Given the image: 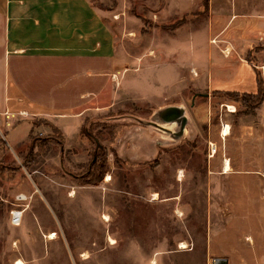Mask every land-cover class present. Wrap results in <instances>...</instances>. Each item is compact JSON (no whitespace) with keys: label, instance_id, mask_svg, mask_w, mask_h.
<instances>
[{"label":"rangeland","instance_id":"1","mask_svg":"<svg viewBox=\"0 0 264 264\" xmlns=\"http://www.w3.org/2000/svg\"><path fill=\"white\" fill-rule=\"evenodd\" d=\"M89 1L119 73L86 94L90 116L69 145L28 113L5 134L0 264H264V96L244 94L249 63H264V47H247L261 34L229 25L233 0ZM170 104L188 118L178 139L152 124Z\"/></svg>","mask_w":264,"mask_h":264},{"label":"crops","instance_id":"2","mask_svg":"<svg viewBox=\"0 0 264 264\" xmlns=\"http://www.w3.org/2000/svg\"><path fill=\"white\" fill-rule=\"evenodd\" d=\"M232 6L229 25L243 24L242 37L261 34L248 41V49L264 47V0L242 4L233 0ZM237 11L244 17L235 15ZM116 58L108 28L89 0H0L2 147L9 148L6 133L24 126L22 113L34 115L33 126L46 117L60 133L58 142L69 145L80 123L90 116L84 107L86 94L106 88L107 76L119 73ZM249 64L255 72L264 67Z\"/></svg>","mask_w":264,"mask_h":264},{"label":"water","instance_id":"3","mask_svg":"<svg viewBox=\"0 0 264 264\" xmlns=\"http://www.w3.org/2000/svg\"><path fill=\"white\" fill-rule=\"evenodd\" d=\"M153 117H155L156 122L153 121L152 124L162 132H172L176 127L177 131L174 133L173 137L175 139L182 136L183 130L188 121L185 110L180 105H168L158 109L153 114ZM161 124L171 125L172 128L162 126ZM212 264H228V262L226 259L218 258L215 259Z\"/></svg>","mask_w":264,"mask_h":264},{"label":"bare ground","instance_id":"4","mask_svg":"<svg viewBox=\"0 0 264 264\" xmlns=\"http://www.w3.org/2000/svg\"><path fill=\"white\" fill-rule=\"evenodd\" d=\"M227 105V104H226ZM227 107H228V109L230 110V111H233L235 108L232 106V105H227ZM229 126H228V124H222V129H221V136L224 138L227 134H228V132H229ZM211 146L213 147L214 146V144H211ZM231 171V166H230V162H229V159L227 158V157H224L223 158V161H222V173H227V172H230ZM180 175H181V173H180ZM111 179V177L108 175V174H106L105 175V178H104V182H107V181H109ZM72 192L73 191H70L69 192V195H72ZM154 198V197H153ZM102 218H103V220L104 221H107L108 220V215H106V214H103L102 215ZM56 236V233L55 232H49L48 233V238H54ZM109 241L111 242V243H113V240L112 239H110L109 238ZM179 247L180 248H184L185 247V244L183 243V242H181L180 244H179ZM18 264H20L21 262H19V260H18V262H17Z\"/></svg>","mask_w":264,"mask_h":264},{"label":"trees","instance_id":"5","mask_svg":"<svg viewBox=\"0 0 264 264\" xmlns=\"http://www.w3.org/2000/svg\"><path fill=\"white\" fill-rule=\"evenodd\" d=\"M255 92V93H254ZM251 92V93H244V94H248V95H257L259 94V96H264V88H263V83L260 77V74L258 72H256L255 75V91ZM55 129V128H54ZM56 130V129H55ZM60 140V139H59ZM104 164V163H101ZM102 168V165L100 167V170ZM103 169V168H102Z\"/></svg>","mask_w":264,"mask_h":264},{"label":"built area","instance_id":"6","mask_svg":"<svg viewBox=\"0 0 264 264\" xmlns=\"http://www.w3.org/2000/svg\"><path fill=\"white\" fill-rule=\"evenodd\" d=\"M214 152H216V146H211V143H210V148H209V157L210 155H213ZM19 220H20V212H17V211H12L11 212V222L14 223V224H18L19 223Z\"/></svg>","mask_w":264,"mask_h":264}]
</instances>
